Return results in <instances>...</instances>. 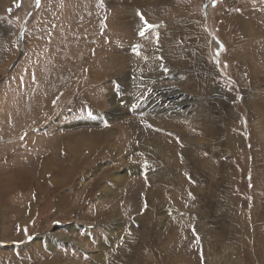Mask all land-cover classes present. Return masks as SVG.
<instances>
[{
  "label": "rangeland",
  "instance_id": "rangeland-1",
  "mask_svg": "<svg viewBox=\"0 0 264 264\" xmlns=\"http://www.w3.org/2000/svg\"><path fill=\"white\" fill-rule=\"evenodd\" d=\"M112 11L121 14L107 24ZM243 25L255 33L247 47L238 46ZM98 26L106 35L94 56L110 55L107 68L124 63V84L131 72L137 86L124 89L101 68L90 80ZM122 39L137 41L155 71L138 74ZM173 89L182 95L161 103L164 113L150 111V97ZM113 106L124 114L112 117ZM161 113L176 116L161 126L162 153L82 146L68 169L66 141ZM56 167L69 172L65 184ZM120 176L128 181L115 186ZM7 178L0 264H264V0H0Z\"/></svg>",
  "mask_w": 264,
  "mask_h": 264
},
{
  "label": "bare ground",
  "instance_id": "bare-ground-1",
  "mask_svg": "<svg viewBox=\"0 0 264 264\" xmlns=\"http://www.w3.org/2000/svg\"><path fill=\"white\" fill-rule=\"evenodd\" d=\"M114 12L112 11V13L114 14V16L112 18L110 16L109 19H107V18L105 19L106 23H107V21H111L112 22L113 19H118L119 18L120 14H121L120 11H114ZM137 12L138 11H135V10H129L127 12L126 16L129 19H133L135 21H139L138 16H136ZM164 14L167 15V18H173V15L171 13H168V12L165 13L164 12ZM90 15H91V13H90ZM127 22H128V20H127ZM107 24H106V28H107ZM138 24H139L138 25L139 27L142 26V24L140 26L139 22H138ZM103 27L104 26H101V27L98 26L95 29H91L90 28L91 29L90 30V73H92V75H90V80L95 81V78H96V75H93L94 71H91V70H95L96 68H101V69L104 70V73L102 72L103 74H106V75L107 74H109V75L110 74L111 75L114 74V75H116L117 81L120 82L121 86H123L124 89H129L132 86L133 87L137 86L135 82H132L130 80L131 79V75H133L131 72H130V75L128 76L129 79L127 78L128 81L125 79V82L126 81L127 82L124 84V77L122 76L123 74L120 75L118 73V72H122L124 69H126V65L124 63L122 64V63H119L118 61H116V64H115L114 68H107L108 63L111 62L110 61V57H111L110 55H108V57L107 56L106 57H104V56L95 57L94 56L95 53L93 52L94 50L91 48V45L92 44H101L102 43V40L104 39V37L106 35V33L103 32L104 31ZM179 27H181V26H179ZM254 38H255V33L254 34L251 33L250 29L248 28V26L247 25H243L242 28H241V39H240V42L238 41V46L239 47H245L246 45H249V43L251 41H253ZM105 41H106V38H105ZM108 43H109V41H108ZM120 45H123L124 47H128L129 49L132 50V52H130V53L126 54V55L129 56L130 62H132V65L134 67L133 69L135 70L137 68L136 71H137L138 74H141L140 73L141 72L140 68H145L146 71L144 73H146V72H148L150 66H152L151 69L155 71V69H154L155 68V63H157L155 60H153L155 62L153 64V61H148L144 55L143 56L141 54H140V56L136 55V50L139 49L138 48V49L135 50L136 46L139 45V43L137 41H134V40H131V39H122V42H121ZM100 47H101L100 45L97 46L98 49ZM246 57L247 56H245V58ZM246 61L249 62V58H247ZM128 63H129V61H128ZM110 66L112 67V65H110ZM148 66H149V68H148ZM131 68H132V66H131ZM156 72H157V74L155 76H162V75L164 76V74H161L162 72H160L158 70V68H157ZM56 75L59 76L58 73ZM147 76H149V74ZM149 78H154V76L153 77L151 76ZM92 85H94V84H92ZM125 85H126V87H125ZM176 91H177L176 89L175 90L174 89L173 90H168L167 92L165 90H158L157 93L155 94V96L153 95L152 97H150L146 101L147 105L150 108V111L158 112L157 110H159V111L163 112L164 109L160 105L161 103L164 104L167 101L169 103H171V101L173 102L177 98V96L182 95V94H179ZM115 98H116V95H113V97L111 98L112 100L110 102L112 103L113 101H115ZM176 101H177V104H175V106L173 107L172 110L171 109H167V108H165V109H167V111H169L171 113H173L175 111L177 112L178 109L184 105V103H183V101L181 99L180 100H176ZM146 102H145V105H146ZM137 104H138L137 107L139 108L138 110H140V108H142V106L144 105V102L140 101ZM161 108L163 110H161ZM31 110H33V108H31ZM112 111H113L112 112V114H113L112 117H115V115L121 116V115L124 114V112H122L116 106H113ZM137 111H135V112H137ZM141 112L138 111V115L139 116L142 115ZM126 113H127V111H126ZM144 113H146V112H144ZM178 114H179V112H178ZM161 115H162V113L159 116H157V114L146 115L147 118H145V117L144 118H141V117L138 118V117H134V116L129 117V118H123L122 122H120L118 124H115L113 126H108V127H106V129L105 128H101L96 133H94L93 130H91L90 134H88V137H87L90 140L89 139H85L84 135L83 136H77L76 138H71L69 141H66L65 144H64L66 151H69L73 155V156H71L72 161H71L68 169H76V166L78 164V159H79V154H78L79 151L78 150L82 146H85L86 150L88 152H90L91 155L93 153H95V151H98L97 153H99V152L101 153L103 150L107 151V155L108 154H113L115 152H117L118 154H124L125 152H127V151H129L131 149L135 150L136 153H138V152H150L154 156H156V154H159L160 152L162 153V151H164V149H162L159 145H157V141H158V137L160 135V132L164 131L163 128H161V126L168 125L167 123L172 122L173 119L176 118V116H171L170 117V116L166 115L167 118H161ZM180 117H183V116L180 115ZM136 122H137V124H138V122H139V124L141 123L142 127H144V128H142V130H141V128L139 129L137 127H133V124H136ZM130 127H132L133 130ZM133 131H134V133H133ZM137 133H139V134H137ZM132 134H136V136L132 137L130 139L129 136L132 135ZM140 135H143L144 137H140ZM105 137H107V138H105ZM154 138H156V139H154ZM118 139H119V141H117ZM70 142H72V144ZM77 151H78V153H77ZM154 151H156V152L154 153ZM97 157H99V156H97ZM44 169L51 170L52 166L48 165V162H45ZM58 169H59V167H56L55 171H56V175L57 176L59 175L60 178H57L55 182H58V184H65L66 182H68V180H70V179H68L69 178L68 177L69 172L68 171L66 172V170L65 171H58ZM127 181L128 180L126 178H124V176H120V177H117L115 179L114 185L115 186H122V185L126 184ZM8 182H9V178L5 179L4 181H0V193L1 194H4L3 190H4V188H6L8 186L7 185ZM37 191L38 190H37V187H36V192ZM0 204H1V201H0Z\"/></svg>",
  "mask_w": 264,
  "mask_h": 264
},
{
  "label": "snow or ice",
  "instance_id": "snow-or-ice-1",
  "mask_svg": "<svg viewBox=\"0 0 264 264\" xmlns=\"http://www.w3.org/2000/svg\"><path fill=\"white\" fill-rule=\"evenodd\" d=\"M138 15H139V13H138ZM145 24H146V28H145V31H147L148 30V26H147V23L145 22ZM145 33L144 32H141V35L143 36Z\"/></svg>",
  "mask_w": 264,
  "mask_h": 264
}]
</instances>
